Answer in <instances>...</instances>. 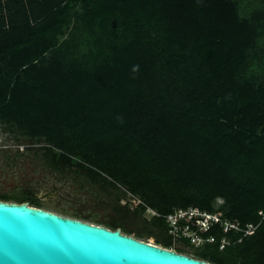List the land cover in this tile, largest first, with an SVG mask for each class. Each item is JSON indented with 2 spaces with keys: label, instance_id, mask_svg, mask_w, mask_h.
<instances>
[{
  "label": "trees",
  "instance_id": "1",
  "mask_svg": "<svg viewBox=\"0 0 264 264\" xmlns=\"http://www.w3.org/2000/svg\"><path fill=\"white\" fill-rule=\"evenodd\" d=\"M0 128L41 143L16 155L121 191L109 219L71 216L186 253L165 216L221 210L258 225L212 226L189 255L264 264V0H0ZM0 199L43 207L25 186Z\"/></svg>",
  "mask_w": 264,
  "mask_h": 264
},
{
  "label": "water",
  "instance_id": "2",
  "mask_svg": "<svg viewBox=\"0 0 264 264\" xmlns=\"http://www.w3.org/2000/svg\"><path fill=\"white\" fill-rule=\"evenodd\" d=\"M0 264H215L28 202L0 199Z\"/></svg>",
  "mask_w": 264,
  "mask_h": 264
},
{
  "label": "rangeland",
  "instance_id": "3",
  "mask_svg": "<svg viewBox=\"0 0 264 264\" xmlns=\"http://www.w3.org/2000/svg\"><path fill=\"white\" fill-rule=\"evenodd\" d=\"M41 144V143H40ZM26 139L16 141L11 136L3 133L0 128V191H7L18 187H28L38 196L44 209L56 213L71 216L73 213L90 216L101 220H107L114 210L111 208L119 189H111V193L100 190L97 186H85L78 177L60 176L40 165L31 154L16 155V150L22 152L25 146H37ZM24 152V151H23ZM15 155V157L13 156ZM26 155V156H25ZM123 200L131 206L136 201L129 195H124ZM89 220L88 222H92ZM130 228L132 225H128ZM134 236L133 232L129 233ZM141 240L155 243L154 237H143ZM174 247L185 250L187 254L195 250H202L203 246L195 247L192 244L178 241Z\"/></svg>",
  "mask_w": 264,
  "mask_h": 264
},
{
  "label": "built area",
  "instance_id": "4",
  "mask_svg": "<svg viewBox=\"0 0 264 264\" xmlns=\"http://www.w3.org/2000/svg\"><path fill=\"white\" fill-rule=\"evenodd\" d=\"M135 201L136 204L139 202L137 199ZM148 211L157 214L154 210L148 209ZM258 214L264 219L263 209H259ZM165 219L168 224V233L174 240L185 239L195 247L215 242L214 236L205 235L212 226H220L223 233L243 231V234L247 235L252 233L258 225L249 224L245 229H242L237 223L228 219L221 210H206L192 205L175 208L165 216ZM230 243V240L223 235L219 240V248H223Z\"/></svg>",
  "mask_w": 264,
  "mask_h": 264
},
{
  "label": "flooded vegetation",
  "instance_id": "5",
  "mask_svg": "<svg viewBox=\"0 0 264 264\" xmlns=\"http://www.w3.org/2000/svg\"><path fill=\"white\" fill-rule=\"evenodd\" d=\"M41 208H43V207H41ZM54 212V211H53ZM71 217H73V216H71ZM76 218V217H75ZM79 219V218H78ZM81 220H84V219H81ZM100 225H103V224H100ZM105 226V225H104ZM107 227V226H106ZM108 228H110V227H108ZM111 229V228H110ZM123 232V231H122ZM184 254H187V253H184ZM187 255H189V254H187ZM190 256H192V255H190ZM193 257V256H192Z\"/></svg>",
  "mask_w": 264,
  "mask_h": 264
}]
</instances>
